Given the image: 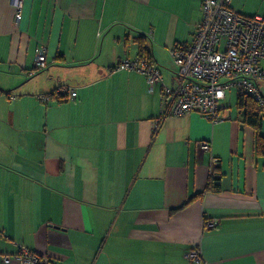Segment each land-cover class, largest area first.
Wrapping results in <instances>:
<instances>
[{"label":"crops","instance_id":"obj_1","mask_svg":"<svg viewBox=\"0 0 264 264\" xmlns=\"http://www.w3.org/2000/svg\"><path fill=\"white\" fill-rule=\"evenodd\" d=\"M246 1L230 7L250 13ZM201 16V0H0V264L23 246L51 264H264L253 128L226 102L217 122L163 113L159 82L114 68L144 35L173 84L170 48ZM39 48L46 67L31 73ZM62 85L76 96L39 100Z\"/></svg>","mask_w":264,"mask_h":264},{"label":"built area","instance_id":"obj_2","mask_svg":"<svg viewBox=\"0 0 264 264\" xmlns=\"http://www.w3.org/2000/svg\"><path fill=\"white\" fill-rule=\"evenodd\" d=\"M230 2L201 0L202 16L193 38L186 45L170 48L176 65L173 84L165 83L159 66L144 56L124 57L114 68L143 73L149 90L159 82L163 113L181 115L196 111L211 122L220 121L224 118L221 110L225 107L226 93L234 89L253 98L264 110V11L247 16L233 10ZM45 67L46 51L39 48L31 73ZM75 96L73 88L62 85L39 94L38 98L44 103L55 98L73 99ZM198 145L203 150L210 149L207 140L199 141ZM217 164L218 159L212 157L211 169ZM215 226V220L205 221V228ZM185 256L196 263L202 261L195 248H191ZM2 259L5 263L17 260L19 264H51L45 254L24 246L13 255H2Z\"/></svg>","mask_w":264,"mask_h":264},{"label":"trees","instance_id":"obj_3","mask_svg":"<svg viewBox=\"0 0 264 264\" xmlns=\"http://www.w3.org/2000/svg\"><path fill=\"white\" fill-rule=\"evenodd\" d=\"M135 40L138 44V51H137L138 56H144L150 62H152V53H151V49L147 44L146 37L144 35H139L136 37ZM55 99L57 101H62L61 98H55ZM48 102H44V103H48ZM236 108L238 109L240 115L242 116L241 118L242 123L249 125L251 128H253L255 132V139H254L255 153L257 155L264 156V134L262 133L261 130L262 122L264 118V113H263L264 110L259 107L258 103L253 98H251L242 91H237L236 93ZM215 180L217 179H213V177H210L209 182L204 191H210V190L218 191L220 189V186L216 184L217 181ZM204 191H201L193 195L187 200V202L202 195Z\"/></svg>","mask_w":264,"mask_h":264},{"label":"rangeland","instance_id":"obj_4","mask_svg":"<svg viewBox=\"0 0 264 264\" xmlns=\"http://www.w3.org/2000/svg\"><path fill=\"white\" fill-rule=\"evenodd\" d=\"M245 10L246 12H250V13H244L242 12L243 14H246V15H252L253 16V13H258V12H263L264 11V2L263 1H259V0H249V1H246V6H245ZM262 65L264 67V61H262ZM236 93L237 91L234 89L232 91H228V96L226 98V101H223V102H226L228 105H230V108L234 111L236 110ZM263 93H264V85H263ZM264 113V112H263Z\"/></svg>","mask_w":264,"mask_h":264}]
</instances>
